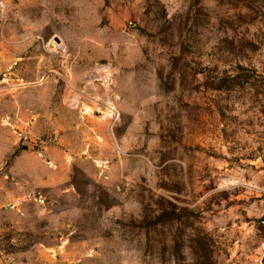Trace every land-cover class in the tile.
<instances>
[{
    "label": "rangeland",
    "instance_id": "obj_1",
    "mask_svg": "<svg viewBox=\"0 0 264 264\" xmlns=\"http://www.w3.org/2000/svg\"><path fill=\"white\" fill-rule=\"evenodd\" d=\"M0 264H264V0H0Z\"/></svg>",
    "mask_w": 264,
    "mask_h": 264
},
{
    "label": "built area",
    "instance_id": "obj_2",
    "mask_svg": "<svg viewBox=\"0 0 264 264\" xmlns=\"http://www.w3.org/2000/svg\"><path fill=\"white\" fill-rule=\"evenodd\" d=\"M57 46H59V44L54 43V42H52V41H50V42L46 45V47H47V49H48L49 51H51L53 48H58Z\"/></svg>",
    "mask_w": 264,
    "mask_h": 264
}]
</instances>
